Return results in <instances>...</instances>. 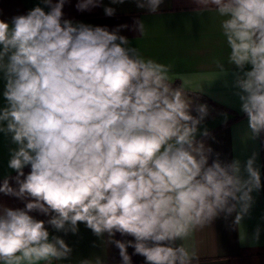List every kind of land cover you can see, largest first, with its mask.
I'll use <instances>...</instances> for the list:
<instances>
[{
  "label": "clouds",
  "instance_id": "9594fccd",
  "mask_svg": "<svg viewBox=\"0 0 264 264\" xmlns=\"http://www.w3.org/2000/svg\"><path fill=\"white\" fill-rule=\"evenodd\" d=\"M68 0H42L27 14L0 20V73L5 81L0 133L11 137L0 193L26 201L0 206V264H52L72 248L56 232L79 224L119 250L121 264H194L185 241L216 219L249 215L262 185L257 154L222 161L199 125L208 106L196 104L169 80L171 65L145 58L113 30L63 19ZM125 0H112L124 3ZM164 0H136L157 13ZM197 12L215 10L237 69L233 87L251 138L264 134V0H193ZM102 0H78V11ZM106 16L115 9L105 7ZM141 36L145 23L134 20ZM216 67L226 71L224 64ZM246 66H250L246 70ZM30 166L26 175L25 167ZM15 181L17 187L10 184ZM49 216L45 222L30 213ZM122 237L132 239H115ZM257 226L251 239L258 242ZM248 237V234H245ZM179 241V243H177ZM134 251L130 255L128 248ZM80 264H91L87 259ZM96 264H102L97 260Z\"/></svg>",
  "mask_w": 264,
  "mask_h": 264
},
{
  "label": "crops",
  "instance_id": "0c3cea01",
  "mask_svg": "<svg viewBox=\"0 0 264 264\" xmlns=\"http://www.w3.org/2000/svg\"><path fill=\"white\" fill-rule=\"evenodd\" d=\"M77 3L78 0H68L63 8V19H69L74 24L107 27L109 30L128 25L121 29L120 34L128 38L131 47H137L146 59L171 65L169 80L173 87L182 86L193 100L191 114L197 115L194 111L196 104L208 106V115L199 125V131L207 129L210 136L204 138L198 134L197 138L204 139L206 145L213 149L209 163L216 153L220 154L222 161L230 162L238 158L242 163L256 153L264 185V134L255 139L250 136L247 117L240 110V100L236 95L238 90L233 87L237 69L228 63L230 49L220 27L223 18L214 9L200 13L196 11L198 6L193 0H164L158 12L153 14L147 9L138 8L136 0H125L122 4L102 0L100 6L80 12L76 8ZM36 6L49 11L42 0H0V20L11 23L12 17L27 14ZM105 7L114 8L115 15L106 16ZM135 19L145 23L142 36L134 30ZM217 60L224 64L226 71L221 72L216 67ZM249 69L250 66H246V70ZM4 85L3 74L0 73V109L6 105ZM16 147L10 136L0 133V184L6 176L11 178L17 175L8 167L10 149ZM24 172L27 175L30 166L25 167ZM10 184L17 187L12 179ZM252 195L254 204L239 225L234 223L235 213L227 219L221 216L183 241L199 257L194 264H264V187ZM25 203L0 193V206L16 209L24 208ZM30 215L45 222L50 218L38 212ZM45 226L50 236H60L72 248L67 260L53 261L52 264H80L85 259L91 264H96L97 260L102 264H121L119 250L106 243V234L104 239H100L83 223L79 224L77 234L56 232L47 223ZM257 226L261 228L258 242L251 239ZM115 239L132 237H122L117 233ZM133 251L131 247L128 248L130 255ZM132 261L133 264H144V258L139 255H133Z\"/></svg>",
  "mask_w": 264,
  "mask_h": 264
}]
</instances>
